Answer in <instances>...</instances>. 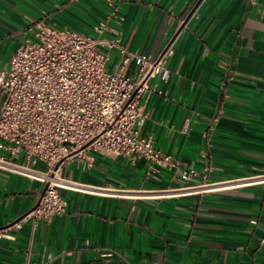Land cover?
Instances as JSON below:
<instances>
[{
    "label": "crops",
    "instance_id": "obj_1",
    "mask_svg": "<svg viewBox=\"0 0 264 264\" xmlns=\"http://www.w3.org/2000/svg\"><path fill=\"white\" fill-rule=\"evenodd\" d=\"M112 1L108 39L150 55L174 41L170 76L141 99V135L200 175L183 181L144 157L77 153L58 173L66 210L35 220L43 183L19 168L48 165L5 149L0 264H25L28 252L38 264H264V0ZM110 10L107 0H0V69L33 19L91 33ZM100 49L114 69L118 48Z\"/></svg>",
    "mask_w": 264,
    "mask_h": 264
},
{
    "label": "built area",
    "instance_id": "obj_2",
    "mask_svg": "<svg viewBox=\"0 0 264 264\" xmlns=\"http://www.w3.org/2000/svg\"><path fill=\"white\" fill-rule=\"evenodd\" d=\"M107 1L108 18L94 24L91 33L33 19L28 28L32 36L0 69V160L4 159L1 151L8 149L14 157L48 165L46 171L19 168L43 183L28 213L35 220H50L66 210L68 202L60 188L67 181L58 173L63 162L77 153L89 160L93 153L132 160L144 157L152 165L179 170L183 181L200 175L194 167L181 168L177 157L158 148L152 137L141 135L147 117L141 99L155 77L170 76L167 63L175 52L174 41L150 55L108 39L109 20L119 15V7ZM101 45L118 48L120 60L114 69L109 67L111 55ZM132 63L136 69L129 73ZM210 170L211 165H206L204 179ZM25 264L38 263L28 252Z\"/></svg>",
    "mask_w": 264,
    "mask_h": 264
},
{
    "label": "rangeland",
    "instance_id": "obj_3",
    "mask_svg": "<svg viewBox=\"0 0 264 264\" xmlns=\"http://www.w3.org/2000/svg\"><path fill=\"white\" fill-rule=\"evenodd\" d=\"M109 66H110V63H109Z\"/></svg>",
    "mask_w": 264,
    "mask_h": 264
}]
</instances>
